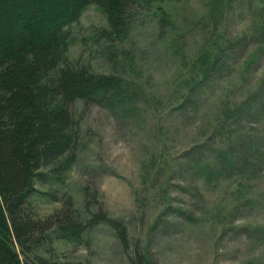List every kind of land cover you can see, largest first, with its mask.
Returning <instances> with one entry per match:
<instances>
[{
    "label": "rangeland",
    "instance_id": "rangeland-1",
    "mask_svg": "<svg viewBox=\"0 0 264 264\" xmlns=\"http://www.w3.org/2000/svg\"><path fill=\"white\" fill-rule=\"evenodd\" d=\"M68 30L72 65L143 95L133 115L71 105L75 162L34 178L29 205L37 218L66 199L80 220L102 210L128 248L99 225L79 242L50 233L35 254L56 264H135L136 250L148 264H264L262 0L155 3L122 39L102 33L106 15L91 5Z\"/></svg>",
    "mask_w": 264,
    "mask_h": 264
},
{
    "label": "trees",
    "instance_id": "trees-1",
    "mask_svg": "<svg viewBox=\"0 0 264 264\" xmlns=\"http://www.w3.org/2000/svg\"><path fill=\"white\" fill-rule=\"evenodd\" d=\"M167 1L0 0V264H56L35 254L50 243V233L79 242L99 225L111 227L128 248L125 230L102 210L80 220L66 199L53 214L37 218L29 197L34 178L57 175L75 162L80 134L71 105L80 101L114 115H133L143 95L121 77L72 65L69 27L95 5L107 18L102 33L122 39L137 11ZM206 77L193 83L190 95H197ZM133 256L135 264H148L143 253L136 250Z\"/></svg>",
    "mask_w": 264,
    "mask_h": 264
}]
</instances>
